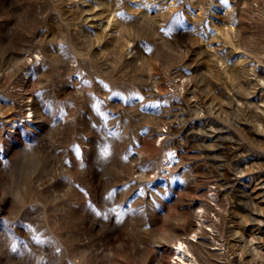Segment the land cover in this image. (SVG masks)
I'll return each mask as SVG.
<instances>
[{"label":"rangeland","instance_id":"374dc122","mask_svg":"<svg viewBox=\"0 0 264 264\" xmlns=\"http://www.w3.org/2000/svg\"><path fill=\"white\" fill-rule=\"evenodd\" d=\"M189 216L264 264V0H0V264H176Z\"/></svg>","mask_w":264,"mask_h":264},{"label":"bare ground","instance_id":"6f19581e","mask_svg":"<svg viewBox=\"0 0 264 264\" xmlns=\"http://www.w3.org/2000/svg\"><path fill=\"white\" fill-rule=\"evenodd\" d=\"M194 216H189L188 217V225H189V230L190 234L186 238H179L177 241L174 243L172 251L173 255L178 256V261L176 264L179 262L185 263V264H196L194 257L191 253V246L193 245V241H195L198 236V231H203L204 229V222L199 220V223L197 225L194 224ZM193 236L194 238L190 239V237Z\"/></svg>","mask_w":264,"mask_h":264}]
</instances>
